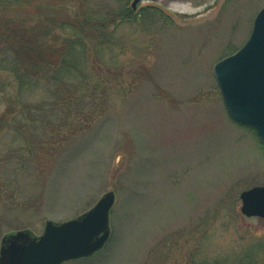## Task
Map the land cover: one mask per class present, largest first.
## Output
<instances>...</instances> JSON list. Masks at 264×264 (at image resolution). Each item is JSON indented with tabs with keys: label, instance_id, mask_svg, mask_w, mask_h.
I'll return each instance as SVG.
<instances>
[{
	"label": "rangeland",
	"instance_id": "rangeland-1",
	"mask_svg": "<svg viewBox=\"0 0 264 264\" xmlns=\"http://www.w3.org/2000/svg\"><path fill=\"white\" fill-rule=\"evenodd\" d=\"M47 3L0 0L2 32L9 22L54 28L65 15ZM174 3L144 0L139 11L161 13L111 26L105 48L88 43L85 74L0 87V248L113 191L108 242L64 264H264V218L243 215L240 197L264 186V143L229 115L214 75L248 41L264 0ZM54 34L58 44L73 36Z\"/></svg>",
	"mask_w": 264,
	"mask_h": 264
},
{
	"label": "water",
	"instance_id": "water-1",
	"mask_svg": "<svg viewBox=\"0 0 264 264\" xmlns=\"http://www.w3.org/2000/svg\"><path fill=\"white\" fill-rule=\"evenodd\" d=\"M143 1L133 0V10ZM214 75L229 115L254 128L264 142V7L255 18L248 41L236 53L219 61ZM240 197L243 215L264 218V186L246 190ZM115 198L110 191L76 218L65 222L47 220L40 236L29 229L5 235L0 264H64L95 254L110 238V211Z\"/></svg>",
	"mask_w": 264,
	"mask_h": 264
},
{
	"label": "trees",
	"instance_id": "trees-1",
	"mask_svg": "<svg viewBox=\"0 0 264 264\" xmlns=\"http://www.w3.org/2000/svg\"><path fill=\"white\" fill-rule=\"evenodd\" d=\"M47 1V8L65 15L61 20L54 21V28L41 23L26 26L25 21L10 24L12 26L10 22L5 23V33L0 28V71L3 70L2 65L9 68V78H5V82L0 76V87L8 88L14 81L20 88L30 86L32 89L31 85L42 81L45 76L58 80L59 76L68 73L85 74L82 65L87 62L88 43L95 44L97 49L105 48L111 44V26L139 22L146 14L161 13L160 8L152 5L134 11L132 0H117L119 5L115 8L105 4L90 7L87 0ZM56 27L70 29L73 36L61 40L60 44L48 41ZM53 37L58 41L56 34Z\"/></svg>",
	"mask_w": 264,
	"mask_h": 264
},
{
	"label": "bare ground",
	"instance_id": "bare-ground-1",
	"mask_svg": "<svg viewBox=\"0 0 264 264\" xmlns=\"http://www.w3.org/2000/svg\"><path fill=\"white\" fill-rule=\"evenodd\" d=\"M176 6H180V5H182V3H174ZM184 4V3H183ZM174 5V6H175ZM184 5H186V4H184ZM184 5H182V7H185Z\"/></svg>",
	"mask_w": 264,
	"mask_h": 264
}]
</instances>
